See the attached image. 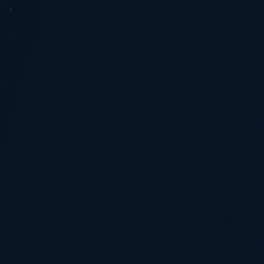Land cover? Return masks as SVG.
Wrapping results in <instances>:
<instances>
[{"label": "water", "instance_id": "1", "mask_svg": "<svg viewBox=\"0 0 264 264\" xmlns=\"http://www.w3.org/2000/svg\"><path fill=\"white\" fill-rule=\"evenodd\" d=\"M51 264H264V0H32Z\"/></svg>", "mask_w": 264, "mask_h": 264}]
</instances>
